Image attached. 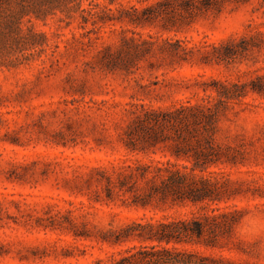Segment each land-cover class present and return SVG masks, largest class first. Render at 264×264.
Listing matches in <instances>:
<instances>
[{"label":"rangeland","instance_id":"1","mask_svg":"<svg viewBox=\"0 0 264 264\" xmlns=\"http://www.w3.org/2000/svg\"><path fill=\"white\" fill-rule=\"evenodd\" d=\"M27 1L53 11L18 31L0 0V264H264V0Z\"/></svg>","mask_w":264,"mask_h":264},{"label":"trees","instance_id":"2","mask_svg":"<svg viewBox=\"0 0 264 264\" xmlns=\"http://www.w3.org/2000/svg\"><path fill=\"white\" fill-rule=\"evenodd\" d=\"M53 8H44V4H42L41 1L38 2H29L27 0H23L20 8L16 11L11 12V18L10 21H8V24L15 25V29L18 31H23L22 23L23 19L27 16H29V20L31 21L32 18H47L51 13ZM32 31V29H31ZM32 36H36V32L32 31ZM34 34V35H33ZM27 59V56L25 54H22L21 56H17L14 59H11L6 64L9 65H18L25 61ZM203 226V225H202ZM167 261H173L168 256H163L161 254H149V256H141L133 254L130 257H126L118 262H115L113 264H139L140 262L142 264H162ZM186 264H189L190 262L186 261Z\"/></svg>","mask_w":264,"mask_h":264}]
</instances>
